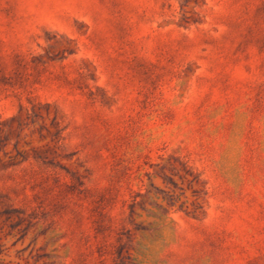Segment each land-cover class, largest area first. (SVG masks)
<instances>
[{"label": "rangeland", "instance_id": "rangeland-1", "mask_svg": "<svg viewBox=\"0 0 264 264\" xmlns=\"http://www.w3.org/2000/svg\"><path fill=\"white\" fill-rule=\"evenodd\" d=\"M0 264H264V0H0Z\"/></svg>", "mask_w": 264, "mask_h": 264}, {"label": "trees", "instance_id": "trees-1", "mask_svg": "<svg viewBox=\"0 0 264 264\" xmlns=\"http://www.w3.org/2000/svg\"><path fill=\"white\" fill-rule=\"evenodd\" d=\"M150 244H152V242ZM147 250H148V247H147ZM157 260L159 261V259H157Z\"/></svg>", "mask_w": 264, "mask_h": 264}]
</instances>
